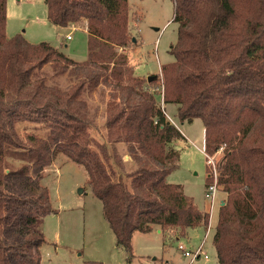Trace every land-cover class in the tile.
<instances>
[{
    "label": "trees",
    "instance_id": "1",
    "mask_svg": "<svg viewBox=\"0 0 264 264\" xmlns=\"http://www.w3.org/2000/svg\"><path fill=\"white\" fill-rule=\"evenodd\" d=\"M45 3L52 24L85 25L88 57L76 61L49 42L8 37V0H0V264H41L45 236L38 221L56 212L42 172L60 154L85 167L117 245L130 256L137 231L149 233L158 225L180 237L188 229L207 228L211 213L199 209L181 184L168 181L180 166L173 144L184 136L121 51L136 42L129 0ZM174 5L176 59L161 68L164 103L178 105L181 122L203 121L207 154L223 150L216 171L227 199L213 238L219 264H264V0H174ZM47 65L56 76L73 78L71 86L49 85ZM156 80L147 78L150 84ZM101 87L109 89L106 141L92 135L91 109L83 97ZM21 121L41 123L48 136L28 135L25 145L16 129ZM118 143L126 144L137 165L125 175L113 164L124 162ZM7 145L35 153L31 175L24 167L6 171ZM212 182L211 174L207 183Z\"/></svg>",
    "mask_w": 264,
    "mask_h": 264
},
{
    "label": "rangeland",
    "instance_id": "2",
    "mask_svg": "<svg viewBox=\"0 0 264 264\" xmlns=\"http://www.w3.org/2000/svg\"><path fill=\"white\" fill-rule=\"evenodd\" d=\"M28 1L31 0H13L14 6H10V9L7 7V36L22 34L34 44L49 42L76 61L86 60L88 34L83 29L85 25L82 24L81 28H58L48 21L45 0H32L35 3L34 12L29 10ZM174 7V0H129L130 35L136 42L131 41L129 46L121 51L127 53L129 63L135 67V75L145 79L144 87L158 95V101L166 108L170 120L176 122L190 136L188 142L176 141V149L181 156L180 166L168 176V181L181 184L184 193L193 199L199 209L211 213V203L205 195L207 178L210 171L214 181V164L217 165L223 150L220 149L211 155L213 162L208 164L204 152L203 121L196 119L194 123L183 124L185 122H181L176 116L178 105L165 104L162 101L161 68L176 59L171 53V47L178 39V24L173 21ZM68 34H71L72 39L66 41ZM43 72L49 85L65 89L72 84L73 78L68 74L56 76L50 65L45 66ZM151 76L158 79L150 84L147 78ZM108 91V88L101 87L96 92L83 95L91 109V133L100 141H106ZM16 129L25 145H28V135L44 139L49 133L41 123L30 121L17 122ZM110 149L112 151V148ZM117 150L120 155H124L127 152L126 144L118 143ZM35 159V153L7 145L4 167L7 172L24 167L27 168L25 174L31 175V166ZM130 161L136 168V163L132 159ZM113 164L117 174L124 172L125 175L131 170L129 163L123 162L122 166H117L113 161ZM45 169L42 178L46 174L44 184L49 189L51 203L56 212L46 216L42 223V226H45L46 242L41 247V264H84L86 261H98L103 264H189L190 259L184 257L178 249L179 244L195 250L205 239V227L188 229L186 236L178 237L159 233L155 225L150 233L137 232L132 239L130 256L125 249L117 246L114 232L104 216L103 204L92 192L85 167L60 154ZM125 179L131 187L130 178ZM41 182L43 184V181ZM223 201H226V192L220 186L204 248L210 259L203 258L195 264H219L213 238Z\"/></svg>",
    "mask_w": 264,
    "mask_h": 264
},
{
    "label": "built area",
    "instance_id": "3",
    "mask_svg": "<svg viewBox=\"0 0 264 264\" xmlns=\"http://www.w3.org/2000/svg\"><path fill=\"white\" fill-rule=\"evenodd\" d=\"M71 38H72L71 34H68L66 36V41L70 40ZM121 50H123V49H121ZM162 99H163L162 101L164 103V94L162 95ZM162 109L166 113L165 108L163 106H162ZM169 120H170V118H169ZM170 122H172V120H170ZM205 154L207 155L208 164H212L213 161H212L211 155L207 154L206 151H205ZM209 175H211V174H209ZM214 176H215L214 181L207 186V189H206V192H205L206 197L210 200V203H211V213H212L213 207L216 204L217 192H218V190L220 188V186L218 185L216 164H214ZM204 248H205V243L204 242H202L200 244V246L198 248H196L195 250L188 249L187 246L184 245V244H179V246H178V249L183 253L184 257L190 259L189 264H195L201 258H204V259H208L209 258V255L204 250Z\"/></svg>",
    "mask_w": 264,
    "mask_h": 264
},
{
    "label": "crops",
    "instance_id": "4",
    "mask_svg": "<svg viewBox=\"0 0 264 264\" xmlns=\"http://www.w3.org/2000/svg\"><path fill=\"white\" fill-rule=\"evenodd\" d=\"M12 1L13 0H8V4H9V9H10V6H14V4L12 3ZM19 1H21V0H19ZM27 4H29V6H28V8H29V10H31V11H35L34 10V5H35V3L31 0V1H28V3ZM33 4V5H32ZM20 6V5H19ZM47 6V5H46ZM21 7V6H20ZM30 11V12H31ZM29 12V13H30ZM47 16H48V10H47ZM25 17V16H24ZM47 18V17H46ZM44 19H45V17H44ZM48 21H49V19H48ZM49 23L50 24H52L50 21H49ZM52 25H54V24H52ZM54 26H56V25H54ZM56 27H58V28H64V27H60V26H56ZM71 27H75L74 25L72 26L71 25ZM81 28V27H80ZM83 29L86 31V33H87V29H86V27H83ZM72 39V38H71ZM70 39V40H71ZM65 40H66V38H65ZM165 111H166V115H167V118L169 117L168 116V114H167V110H166V108H165ZM177 113V112H176ZM169 119V118H168ZM196 120V119H195ZM195 121H193L192 123H194ZM171 123H173V122H171ZM187 122H185V123H183V124H186ZM191 123V122H190ZM174 125H176L180 130H181V132H182V134H183V136H184V138H182V139H179V140H185L186 142H188V141H190V136L188 135V133H186L176 122H174L173 123ZM190 127H187V129H189ZM204 129V149H205V127L203 128ZM174 145V147L176 148V142L173 144ZM204 152H205V150H204ZM122 155V154H121ZM123 156V160H124V163H129V165H130V168H131V170H130V172L131 171H133L134 169H135V166H133L132 164H130V160H131V158L127 155V152L124 154V155H122ZM45 171H48L47 169H45ZM46 175V174H45ZM45 175H43V178H42V181H43V184H44V178H45ZM45 185V184H44ZM226 199H227V193H226ZM223 203H225V201H223L222 203H221V206L223 205ZM59 210H58V213L57 214H59ZM56 214V215H57ZM212 214V213H211ZM49 215H53V213H50V214H48V215H45V216H43V217H41L40 219H39V229H40V232L41 233H45V226H42V223H44L43 222V220H45V218H46V216H49ZM109 224V223H108ZM155 226V225H154ZM153 226V227H154ZM157 226V231L159 232V233H163L162 232V229H161V227L160 226H158V225H156ZM153 229V228H152ZM209 231H210V224H209V226L207 227V231H206V234H205V239L202 241V242H204L205 244H206V241H207V238H208V236H209ZM216 231V230H215ZM137 232H139V231H137ZM137 232H135L134 233V235H133V238L136 236V234H137ZM150 233V232H149ZM145 234H147V233H145ZM187 234H188V231H187ZM115 235V234H114ZM214 235H215V233H214ZM45 236V235H44ZM116 238V237H115ZM45 242H46V239H45ZM45 242H44V244H45ZM116 243H117V240H116ZM118 246V245H117ZM119 247V246H118ZM42 251H41V261H42ZM201 259H203V258H201ZM210 259V257L208 258V259H204V260H209Z\"/></svg>",
    "mask_w": 264,
    "mask_h": 264
},
{
    "label": "water",
    "instance_id": "5",
    "mask_svg": "<svg viewBox=\"0 0 264 264\" xmlns=\"http://www.w3.org/2000/svg\"><path fill=\"white\" fill-rule=\"evenodd\" d=\"M134 40H135V38H134ZM157 79V77H155V76H151V77H148V81L150 82V81H153V80H156ZM224 204V203H223Z\"/></svg>",
    "mask_w": 264,
    "mask_h": 264
}]
</instances>
